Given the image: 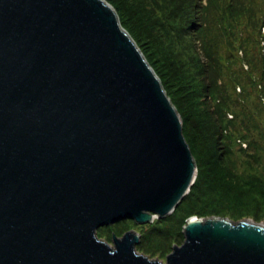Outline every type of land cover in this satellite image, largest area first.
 <instances>
[{"label":"water","instance_id":"95a60500","mask_svg":"<svg viewBox=\"0 0 264 264\" xmlns=\"http://www.w3.org/2000/svg\"><path fill=\"white\" fill-rule=\"evenodd\" d=\"M198 170L183 120L105 0H0V264H163L142 235ZM166 264H264V223L192 217Z\"/></svg>","mask_w":264,"mask_h":264},{"label":"rangeland","instance_id":"374dc122","mask_svg":"<svg viewBox=\"0 0 264 264\" xmlns=\"http://www.w3.org/2000/svg\"><path fill=\"white\" fill-rule=\"evenodd\" d=\"M105 1L115 9L123 28L154 67L162 69L165 64L172 66L164 58L168 55L175 56L176 52L182 54L183 62L192 63L189 75L196 76L194 85L186 88L181 84L173 86L171 93L182 98L187 96V92L191 94L196 91L199 103L204 105L201 106L203 110H207L209 105L204 89L205 76L194 60L197 58L199 62L201 59L195 49V39L202 44L204 39L215 42L216 36L219 38L216 21L223 25L220 21L222 17L228 25L227 31L234 38L231 46L237 61L230 64L224 51L221 52V60H215L223 66L218 83L225 86V106H219L218 93L208 96L214 111L224 118L221 146L216 147L217 144L212 143L207 134H203L202 142L195 140L192 131L188 138L184 134L197 165V178L199 171L206 175L204 197L192 208L185 206L165 219H155L151 225L140 226L133 220H123L101 227L97 230V238L113 247V235L122 237L135 230L143 235L144 245V249L139 248V245L136 247L137 253L166 264V258L173 248L183 244L184 223L192 217L227 218L234 222L248 219L264 223V0H235L234 6L241 11L239 15L230 12L231 7L214 9L213 2L220 0ZM196 1H200L205 8L196 10ZM242 8L245 11L251 9L245 12ZM181 14H186L184 23ZM191 14L196 19L198 15L207 29L196 31L187 21ZM232 18L236 19L235 28L230 26ZM196 24L195 21L194 25ZM182 25L184 29H181ZM246 39L251 40L247 42ZM165 68L167 71L164 73H167L169 69ZM172 69L177 72L175 66ZM165 91L167 92L166 89ZM167 95L171 99L168 93ZM177 111L183 120L178 109ZM215 178H224L222 188L220 184L216 185L218 183L214 181ZM154 229L156 230L152 232Z\"/></svg>","mask_w":264,"mask_h":264},{"label":"trees","instance_id":"16d2710c","mask_svg":"<svg viewBox=\"0 0 264 264\" xmlns=\"http://www.w3.org/2000/svg\"><path fill=\"white\" fill-rule=\"evenodd\" d=\"M235 2H236L235 0H225V2L222 3V0H220L219 2H213L214 5L212 6H214L213 8L216 10L218 8L225 9V8L231 7L230 12H234L235 14L239 15L241 11L238 9L237 6H234ZM195 5L197 8L196 10L198 11L200 9L203 10L205 8V6L203 7L201 6L200 1H196ZM139 7L142 10V6L139 5ZM242 9L244 11L246 10L245 8H242ZM250 9H248V11H250ZM248 11H245V12H248ZM185 15L186 14H181L183 23L185 22L184 20ZM218 17L219 15H217V18ZM198 18H199L198 15L196 19V18H193L191 14L190 19H188L187 21L190 25L192 24V27H194L196 31L197 29H207L203 25L201 20H199ZM193 21L194 22L196 21L197 24L194 25ZM220 21L222 22L223 25H221L218 20L216 21V24L218 27L217 31L219 33V38L218 36H216L215 42H212V41L209 42L204 39L203 40L204 42L202 44L199 40L195 39V49L198 52L201 59L199 62L197 61V58H194V60L196 61L197 64H199V68H201V72L205 76L204 77L205 80L204 79L203 80L205 83L204 89L207 94L206 100L208 101L207 104L209 105L208 106L209 112H208V109L207 110L201 109V106H204V105H201V103H199L200 100L197 94L195 93L196 91H193L194 93L192 92L191 94L190 92H187L186 93L187 96L185 95L182 98L175 97V95L171 93V89L173 86L175 87L176 85L181 84L185 86L184 88H186L190 85H194V82H196L195 81L196 76L189 75L191 69L193 68L192 63L183 62L181 59L182 54L180 52L174 53L175 56L168 55L164 58V61L166 62L168 61L172 65V66H169L168 64H165V66L168 67L169 69L167 73H164L167 71L165 66H163L162 69H157L156 67L152 65V63L147 57L149 63H151L154 70L156 71L158 76L161 78L163 86L167 90V93L171 96V100L173 104L177 107V109L179 110V112L181 113L183 117V120H184V131L183 132L185 136L188 138L192 131V135H195L196 137L195 140L202 142L203 134H207L209 136V139L212 140V143L215 142L217 144L216 147L221 146V140H222L223 131H224V128H223L224 118L223 116L221 117V115H219L218 112L214 111V109L211 106L212 101L208 99L209 98L208 96L214 93H218L219 98H220L219 106L221 108L223 107V105L225 106L226 101L224 97V89H223L224 85L222 86V84L220 85L218 83L219 74L221 73L223 66L220 65L215 60H218V58H220L221 60L220 55L222 54L221 52L224 51L223 54L224 53L226 54L230 64L234 61H237V56L234 54L233 48L231 46L234 38L231 36V33L227 31L228 25L225 24V20L221 17ZM236 25H237L236 19L232 18V22L230 23V26L232 28H235ZM249 25L251 24L249 23ZM252 25H253V22H252ZM181 29H184L183 25ZM250 40L251 39H246L247 42H250ZM240 42H242V39H240ZM244 57H246V54H244ZM170 59H173V61H171ZM173 66L177 68V72L173 71L172 69ZM228 72L230 74V70ZM232 73L236 75L234 71ZM236 81H237V77H236ZM206 111L207 113H203ZM205 176L206 175H204L203 171H199L198 178L195 184L192 186L190 193L188 194V196H186L183 199V201L181 202V204L177 207L175 211H180L182 208H185V206L186 208L187 207L192 208V206L195 203L200 202V200L204 197V194H205L204 192L205 185H207L206 179L204 178ZM214 181L218 183L216 184L215 182L216 185L220 184L222 188L223 185L221 184H223L224 178L223 179L215 178ZM167 221H170V220H167ZM185 224L186 222L184 223V225ZM155 230L156 229L152 230V232ZM142 242L143 241L141 237L139 248L144 249V245L142 244Z\"/></svg>","mask_w":264,"mask_h":264}]
</instances>
